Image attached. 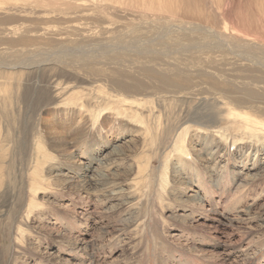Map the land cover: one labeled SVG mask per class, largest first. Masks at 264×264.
<instances>
[{"label":"rangeland","instance_id":"374dc122","mask_svg":"<svg viewBox=\"0 0 264 264\" xmlns=\"http://www.w3.org/2000/svg\"><path fill=\"white\" fill-rule=\"evenodd\" d=\"M70 1L0 4V264H264V140L226 115L264 124V0ZM108 68L163 92L116 104Z\"/></svg>","mask_w":264,"mask_h":264},{"label":"bare ground","instance_id":"6f19581e","mask_svg":"<svg viewBox=\"0 0 264 264\" xmlns=\"http://www.w3.org/2000/svg\"><path fill=\"white\" fill-rule=\"evenodd\" d=\"M15 1L16 0H3L2 2L0 1V4H4V5H6L7 7L6 8H8L9 10L10 9H15L16 7H15ZM24 1V0H23ZM58 1H60V2H68V3H70V2H72V1H70V0H58ZM154 1V0H153ZM169 8V6L167 5V9ZM22 9H25V8H20V9H15L14 11L15 12H17V11H19V10H22ZM144 9V8H143ZM154 9H156L157 11H164L165 9H164V7L162 6V4L161 3H159L158 2V4H157V7H155ZM28 10H30V11H28ZM28 10H23V11H20V12H27V13H31V12H33V11H31V9H28ZM20 12H18L17 14H15L16 15V20L17 21H20V20H22V17H25V16H21L20 15ZM27 31L28 29L25 27V26H22V25H18L17 27H15L12 31L13 32H20V31ZM232 48V47H231ZM230 51V50H229ZM209 53H210V55L211 54H213V53H219L221 56H227V55H229L231 52H228L226 49H224L223 51H221V50H216V51H212V50H209L208 51ZM234 54V53H233ZM210 55H208V56H210ZM235 55H236V57H237V59L235 58L234 60L236 61V62H242L243 60H247L248 61V63H249V65L251 66V65H253V64H251V63H257V64H260L259 62V60H257L256 58H254V57H247L246 55H244V54H241V55H237L236 53H235ZM229 57V56H228ZM230 59V58H229ZM228 59V60H229ZM261 60V59H260ZM263 60V59H262ZM43 61H45V60H43ZM254 61H256V62H254ZM245 62V61H244ZM59 63H61V62H59ZM112 63V62H111ZM115 63V62H114ZM231 63V66L233 65H236V66H238V69H239V67H241V64L239 63V64H234L233 62H230ZM105 63H103L102 65H104ZM247 64V63H246ZM246 64H245V66H246ZM20 65H22V64H20ZM24 65V64H23ZM29 65V64H28ZM64 65L65 66H69L70 64H67V63H64ZM243 65V64H242ZM205 66V65H204ZM244 66V65H243ZM257 66V65H256ZM264 67V66H263ZM73 68H79V66L78 65H71V69H73ZM233 68V67H232ZM259 70V69H258ZM257 70V71H258ZM206 71V70H205ZM213 71H215V70H213ZM217 71V70H216ZM239 71V70H238ZM247 71H249V70H247ZM96 72H98V71H96ZM204 72V71H203ZM207 72V71H206ZM244 72H246V71H244ZM252 72V71H251ZM102 72H100L98 75L97 74H94L95 76H97V77H99V79H102V80H105L106 81V83H107V85H108V87L110 88V89H113L114 91H115V93L117 94V100L115 101L116 102V104H119V103H121L122 101H124L126 98H127V96H133V97H135L137 94H140V95H142L143 96V98H144V101H146L145 103L146 104H149V101H147L148 99L146 98V97H149V95H154V94H159V93H161V92H163V88L161 89V90H159V89H155V90H153L152 91V89L155 87V86H153V85H151V84H149V83H143V82H141V81H137V80H133V79H131L130 77L128 78H124V77H116L115 76V72H114V69H110V68H108V72H107V74L105 75V76H103L102 74H101ZM148 73L150 74L151 72H149L148 71ZM211 73V72H210ZM260 73V72H259ZM9 74V73H8ZM218 74V73H217ZM261 74V73H260ZM210 75V74H209ZM223 75V74H222ZM263 75H264V73H263ZM217 76V75H216ZM224 76V75H223ZM180 77H181V75H180ZM226 77V76H225ZM227 78V77H226ZM252 78V77H251ZM44 79H45V77H44ZM222 79V78H221ZM259 79H261V80H259ZM264 79V78H263ZM261 77H258V78H256V77H254V79L251 81V80H249V83H250V81H251V86L252 85H257V84H259L258 86H260V84H262V85H264V81H262L263 80ZM48 80H50V77H48ZM218 81V80H217ZM226 81V80H225ZM220 82V81H219ZM222 82V81H221ZM221 84V83H220ZM225 84H227V83H225ZM248 84V83H247ZM151 85V86H150ZM261 85V86H262ZM158 86V85H157ZM226 86V85H225ZM253 86V88H255ZM257 86V87H258ZM8 84H6L5 83V80H0V95H3V98H7L8 97V93H9V90H8ZM256 87V88H257ZM264 87V86H263ZM53 89H51V91L49 90V95L51 96V97H54L55 95H57L58 96V94L59 95H62V96H64V94L66 95L67 93H68V90H70V88L68 87V86H64V87H62L61 88V90H64L63 92H59L58 94H54V92H55V89L57 88V86L55 85V86H53L52 87ZM156 88V87H155ZM158 88V87H157ZM237 88V87H236ZM151 89V90H150ZM214 90H215V94H218V96L220 97V98H222L223 100H225V102H224V104H227V105H233L234 107H237V105H238V101H239V98H238V96L236 95V96H232V95H234L233 93H232V91H229V90H227L226 89V91L224 90V88L221 86V87H219V88H213ZM258 89H259V87H258ZM264 89V88H263ZM179 90V89H178ZM254 90V89H253ZM149 91H150V94L148 95V93H149ZM255 91V90H254ZM170 93L172 92V91H169ZM98 92H95V90L94 89H90V90H87L85 93H83V99L84 100H87V101H90L89 102V104H91V103H97L98 102V100H97V98L99 97V95L97 94ZM100 93H103V90H101L100 91ZM250 94H253V93H251L250 92ZM250 94H248L247 93V95L246 96H250ZM103 95V94H102ZM5 96V97H4ZM104 96H107V95H105L104 94ZM71 97V98H70ZM81 97H82V94L80 95V97H78L77 99H75V97L73 98V95L71 96H68V98H67V100L66 99H64V101L65 102H63L64 104H76V105H79V107H77V108H81L82 106H84V103L82 102V101H80V103H78V100L79 99H81ZM132 101H135V100H132ZM53 103H60L59 101H53ZM83 103V104H82ZM125 103H130V102H128V101H126L125 100ZM63 104V105H64ZM255 107H256V109H258V111H259V113H260V115L261 116H263L264 115V106H259V105H255ZM105 109V107H102V106H95V105H89L88 106V110H89V113H90V116L93 118V120H95V121H97L99 118H100V116L101 115H103V114H106V113H108V112H104L103 110ZM226 115L228 116V117H232L231 119H236L237 117H240L242 120L240 121V123L239 124H237V127H240V128H243V130L245 131V132H247L248 134H249V136L251 135V136H254V137H256V138H260L262 141L264 140V124H261L260 125V122L259 121H257L255 118H250L251 116H250V114L249 113H247V112H243V113H240V114H238V113H236L235 112V108H233V107H227L226 108ZM139 118V117H138ZM137 118V119H138ZM141 118V117H140ZM254 120L255 122H252V120ZM158 124V123H157ZM186 133H187V129H183L182 131H181V134H178L177 135V138H176V140H175V142H174V149L176 150V151H178V152H181V153H185V154H189L188 152H187V148L185 147V145H184V139H183V137H184V135H186Z\"/></svg>","mask_w":264,"mask_h":264}]
</instances>
